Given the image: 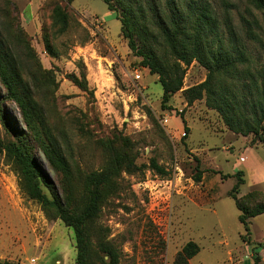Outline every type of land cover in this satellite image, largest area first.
I'll return each mask as SVG.
<instances>
[{"label": "rangeland", "instance_id": "rangeland-1", "mask_svg": "<svg viewBox=\"0 0 264 264\" xmlns=\"http://www.w3.org/2000/svg\"><path fill=\"white\" fill-rule=\"evenodd\" d=\"M10 1L6 8L0 0V15L6 8L7 20L24 31L29 45L23 44L31 46L34 61L47 73L50 83L35 94L72 167L81 175L101 171L113 155L112 146L132 150L137 165L143 166L134 175L121 174L120 190L98 220L120 251V264H174L190 241L200 247L191 264H264V214L248 219L247 233L229 196L241 172L245 183L237 197L250 208L264 203V144L254 135L231 131L206 98L187 103L183 91L204 82L207 70L197 62L189 66L183 90L166 109L159 76L140 66L121 33L120 20L103 0ZM229 1L240 33L242 16L262 24L260 13L253 10L251 15L245 0ZM57 6L69 14L63 35L54 27ZM47 38L55 56L47 49ZM249 46L263 63V48ZM0 95H6L1 84ZM2 111L25 130L18 106L0 102L3 140L10 133ZM152 159L166 176L149 167ZM41 162L59 184L44 157ZM76 259L73 229L49 220L22 193L17 173L0 152V260L76 264Z\"/></svg>", "mask_w": 264, "mask_h": 264}, {"label": "trees", "instance_id": "trees-1", "mask_svg": "<svg viewBox=\"0 0 264 264\" xmlns=\"http://www.w3.org/2000/svg\"><path fill=\"white\" fill-rule=\"evenodd\" d=\"M103 1L120 20L121 33L140 59V66L159 76L166 109H170L172 97L183 90L187 68L197 62L208 74L204 82L183 91L187 103L206 98L207 105L220 113L231 131L254 135L264 144V62H258L249 46L259 44L264 50V0H245L251 15L253 10L260 13L262 24L242 16L244 34L234 23V4L229 0ZM4 2L6 8L12 5L10 0ZM6 8L0 15V84L6 92L5 97L0 95V102L10 100L18 106L25 130L2 111L10 138L3 140L0 136V152L17 173L22 193L38 203L49 220H61L73 229L76 264H120L121 253L108 240L109 230L99 226L98 220L109 199L118 194L121 174L134 175L143 166L137 165L132 150H115L112 146L113 155L101 171L81 175L72 167L47 121L44 104L35 94L38 87L50 83L44 77L47 73L34 61L31 46L23 44L29 45L24 31L7 20ZM54 27L61 35L69 28V14L60 6L54 10ZM46 41L47 49L55 56L53 45L48 38ZM42 157L59 184L53 183L44 169ZM149 167L162 176L168 174L156 159ZM241 175L238 173V183L229 196L241 212L239 220L244 230L250 234L248 219L263 215L264 203L250 208L237 197L245 183ZM201 179L199 173L196 181ZM199 252L200 247L190 241L174 264H191ZM0 264L14 263L0 260Z\"/></svg>", "mask_w": 264, "mask_h": 264}, {"label": "built area", "instance_id": "built-area-1", "mask_svg": "<svg viewBox=\"0 0 264 264\" xmlns=\"http://www.w3.org/2000/svg\"><path fill=\"white\" fill-rule=\"evenodd\" d=\"M186 135V134H185Z\"/></svg>", "mask_w": 264, "mask_h": 264}]
</instances>
